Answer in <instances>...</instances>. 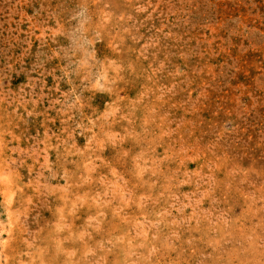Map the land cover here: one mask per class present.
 I'll use <instances>...</instances> for the list:
<instances>
[{"label": "rangeland", "instance_id": "rangeland-1", "mask_svg": "<svg viewBox=\"0 0 264 264\" xmlns=\"http://www.w3.org/2000/svg\"><path fill=\"white\" fill-rule=\"evenodd\" d=\"M0 264H264V0H0Z\"/></svg>", "mask_w": 264, "mask_h": 264}]
</instances>
